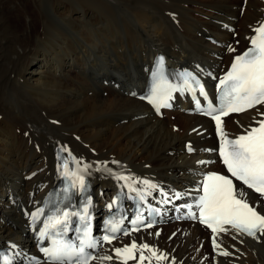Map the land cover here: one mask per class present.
I'll return each instance as SVG.
<instances>
[{"label": "bare ground", "instance_id": "6f19581e", "mask_svg": "<svg viewBox=\"0 0 264 264\" xmlns=\"http://www.w3.org/2000/svg\"><path fill=\"white\" fill-rule=\"evenodd\" d=\"M263 14L264 0H0V248L14 264L40 259L30 211L59 180V149L84 166L97 214L125 191L122 174L133 194L166 210L160 225L118 241L162 250L149 264H264L259 232L210 234L175 221L203 174L219 166L212 126L177 97L159 117L142 99L157 53L211 86ZM263 111L228 115L222 128L235 137ZM237 189L264 215V200ZM114 247H101L90 264H124Z\"/></svg>", "mask_w": 264, "mask_h": 264}, {"label": "snow or ice", "instance_id": "6c2138e0", "mask_svg": "<svg viewBox=\"0 0 264 264\" xmlns=\"http://www.w3.org/2000/svg\"><path fill=\"white\" fill-rule=\"evenodd\" d=\"M254 32L255 35L250 40L251 47L235 57L230 71L220 80V86L224 90L220 108H214L209 102L206 114L218 113L213 115V119L222 138L219 154L231 177L264 197V120L257 121L256 127H250L244 134L233 139L227 137L221 121V116H227L230 112H243L256 105L264 104V23L255 28ZM185 84H188L187 80ZM200 92L201 95L206 96L203 86L200 87ZM170 98V93L164 91L158 83L149 99L159 111L162 106H170L167 103ZM199 103L197 100V105ZM261 115L264 116V113ZM65 175L68 173L66 172ZM72 176L74 177L73 186L77 182L83 186V176L76 173H72ZM245 197L246 193L242 189L238 190L228 176L215 173L208 175L203 183V195L199 198L201 222L206 224L214 234L225 232L227 229L224 226L228 225L248 236L255 237L258 232L264 235V215L250 205ZM84 211L87 212V208ZM68 215L69 213L64 212L62 216L52 217L46 228H55L64 223ZM117 230L115 227L112 228L113 232ZM46 234V232L41 233V235ZM103 239L111 242L108 236H104ZM213 243L214 246L219 247L215 237ZM95 246L96 242L90 238V232L85 230L78 244L65 240H53L52 246L44 247L42 251L51 264H89V260L94 257L87 254L85 248ZM139 248L141 264L146 259L142 254L144 249L151 251L152 256L157 259L164 258L158 256L157 252L150 249L147 244ZM137 249L138 245L133 242L130 246L115 249V252L117 257H121L124 264H127L129 259L135 258L134 253ZM103 259L111 260L112 257L105 256Z\"/></svg>", "mask_w": 264, "mask_h": 264}, {"label": "rangeland", "instance_id": "374dc122", "mask_svg": "<svg viewBox=\"0 0 264 264\" xmlns=\"http://www.w3.org/2000/svg\"><path fill=\"white\" fill-rule=\"evenodd\" d=\"M53 1H54V0H53ZM51 2H52V0H50V1H49V0H45V5H48V4H50ZM240 12L242 13V10H241ZM172 25H173V24H172ZM174 26H176V25H174ZM176 27H177V26H176ZM234 38H239V37H238V35L235 34V37H234ZM178 223H180V222H178Z\"/></svg>", "mask_w": 264, "mask_h": 264}]
</instances>
